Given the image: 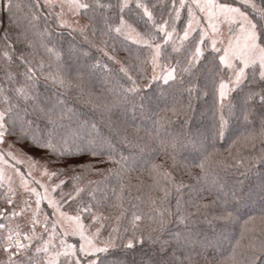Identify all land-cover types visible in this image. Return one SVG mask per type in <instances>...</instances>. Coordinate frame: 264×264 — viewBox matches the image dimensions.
<instances>
[{
	"label": "snow or ice",
	"instance_id": "6c2138e0",
	"mask_svg": "<svg viewBox=\"0 0 264 264\" xmlns=\"http://www.w3.org/2000/svg\"><path fill=\"white\" fill-rule=\"evenodd\" d=\"M238 2L6 0L0 264H127L145 246L148 264H214L237 226L219 264L264 259V0ZM120 38L137 52L119 58ZM208 95L212 135L186 130Z\"/></svg>",
	"mask_w": 264,
	"mask_h": 264
},
{
	"label": "trees",
	"instance_id": "16d2710c",
	"mask_svg": "<svg viewBox=\"0 0 264 264\" xmlns=\"http://www.w3.org/2000/svg\"><path fill=\"white\" fill-rule=\"evenodd\" d=\"M260 4L262 3V0H256ZM26 2V0H25ZM155 2V0H153ZM40 13L42 16H48L49 17V24L52 25V27H55L54 20L49 15L48 10L41 8ZM161 13V9H156V15L159 16ZM11 15V13L8 12L7 8L3 12V14L0 12V33L3 31H6L9 28L8 23V17ZM3 19V23H2ZM43 24V21H41ZM116 48H117V56L121 59L127 57L129 55V49H131V52L135 54L139 48L138 45L131 43L129 40H126L124 38H120L116 41ZM95 55H99V53H94ZM203 84V81L200 82ZM164 86L158 85L155 88V94L159 98V105L162 108L164 106V103L168 99V93L163 91ZM193 104V111L190 113V124L187 126L186 130L190 128L193 132H199L203 135L211 136L213 133V125H214V104H213V97L212 95H208L207 97L201 96L199 99H194L192 101ZM77 108L81 111L88 112L89 110L87 108H84L80 105H76ZM182 118V117H181ZM178 121H177V131H179L178 127ZM244 130L239 126L237 123H233L231 126L230 131L226 133L225 138L222 141H219L217 143V147L220 149V151H225L228 149L232 143V141L243 132ZM260 145L259 142H257V148L259 149ZM31 153L34 155H42L43 153L39 151L38 149L32 148L29 149ZM95 178V177H94ZM135 183V180L133 181ZM113 183H115L113 181ZM258 199V198H257ZM260 205L258 203L253 204V208L251 209L252 212H256L259 210ZM238 233V226L225 230V235L218 237V243L215 244L213 248L209 249V252H211L210 256H206L205 258L213 261L214 264H219L220 261H227L232 253V237H234ZM154 251L150 250L148 246H145L142 251H136L128 256L127 264H139L140 260H144L145 264H148L149 258L154 256ZM258 264H264V259H261Z\"/></svg>",
	"mask_w": 264,
	"mask_h": 264
},
{
	"label": "rangeland",
	"instance_id": "374dc122",
	"mask_svg": "<svg viewBox=\"0 0 264 264\" xmlns=\"http://www.w3.org/2000/svg\"><path fill=\"white\" fill-rule=\"evenodd\" d=\"M257 4H260V3L257 2ZM235 6H240L238 0H235ZM6 8H7V3H6V0H4V6L2 8H0V12L3 14V12L6 10ZM248 11L251 13V9H249ZM185 17H186V12H182L181 22H180L181 24L183 23V20H184ZM2 23H3V19H2ZM35 156H38V155H35ZM2 258L3 257H0V259H2Z\"/></svg>",
	"mask_w": 264,
	"mask_h": 264
}]
</instances>
